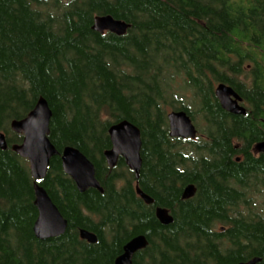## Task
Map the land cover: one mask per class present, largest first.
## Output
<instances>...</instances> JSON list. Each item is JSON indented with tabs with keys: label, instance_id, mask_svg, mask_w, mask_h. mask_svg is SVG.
Listing matches in <instances>:
<instances>
[{
	"label": "trees",
	"instance_id": "trees-1",
	"mask_svg": "<svg viewBox=\"0 0 264 264\" xmlns=\"http://www.w3.org/2000/svg\"><path fill=\"white\" fill-rule=\"evenodd\" d=\"M98 15L132 27L122 37L98 34ZM220 83L242 97L245 116L223 110ZM40 97L53 111L51 142L60 153L79 149L104 190L81 194L54 158L38 183L69 226L48 241L33 230L29 162L12 150L24 139L12 121ZM171 111L198 126L199 115L206 138H171ZM124 120L140 129L138 184L153 205L137 194L124 159L107 165L109 129ZM0 132L8 142L0 150V264H115L138 235L149 245L133 264H264V154L251 153L264 140V0H0ZM189 184L197 194L183 200ZM157 207L170 212L171 226L159 223ZM81 230L98 242L82 240Z\"/></svg>",
	"mask_w": 264,
	"mask_h": 264
},
{
	"label": "water",
	"instance_id": "water-1",
	"mask_svg": "<svg viewBox=\"0 0 264 264\" xmlns=\"http://www.w3.org/2000/svg\"><path fill=\"white\" fill-rule=\"evenodd\" d=\"M132 25L126 21L114 18L112 15H98L94 19L92 30L98 34L111 33L118 37L125 36ZM216 96L223 110L234 116H245L246 108L242 106V97L230 86L220 83L215 89ZM53 111L46 98H38L34 109L21 120H14L11 129L24 136L23 142L14 145L12 150L21 158L28 160L30 172L35 180V206L38 218L34 224V234L40 241H48L63 236L69 226L68 221L55 205L46 189L38 182L47 177L52 160L61 158L62 167L67 176L76 184L78 191L85 194L94 189L104 193L97 177L94 164L77 148L66 147L62 153L50 140ZM170 137L173 139L196 140L198 130L191 117L185 111H171L167 115ZM112 148L104 153L109 168H116L120 158L124 159L126 166L134 173L137 194L147 205H153L154 199L143 192L138 184L143 166L141 156L142 138L140 129L133 123L124 120L112 125L109 129ZM8 142L4 132H0V150L6 151ZM255 153L264 154V141L255 145ZM197 194V187L189 184L182 192L183 200H190ZM156 217L164 227L174 223L170 212L163 207L156 208ZM80 237L89 244H96L98 238L95 234L81 230ZM149 241L145 235H138L131 239L123 248V253L117 257L115 264H133L135 255L146 249ZM260 258H254L238 264H259Z\"/></svg>",
	"mask_w": 264,
	"mask_h": 264
},
{
	"label": "rangeland",
	"instance_id": "rangeland-1",
	"mask_svg": "<svg viewBox=\"0 0 264 264\" xmlns=\"http://www.w3.org/2000/svg\"><path fill=\"white\" fill-rule=\"evenodd\" d=\"M191 100V99H190ZM191 103V102H190ZM190 107L192 108V110L194 111V112H197V108L194 106V105H190ZM197 117V119L199 120V122H198V124H199V126H198V128H199V131H200V138L199 139H197V141H199L200 139H204L205 138V136H206V124H205V122H204V120H202L200 117H199V115H197L196 116ZM188 150H192V149H188Z\"/></svg>",
	"mask_w": 264,
	"mask_h": 264
},
{
	"label": "flooded vegetation",
	"instance_id": "flooded-vegetation-1",
	"mask_svg": "<svg viewBox=\"0 0 264 264\" xmlns=\"http://www.w3.org/2000/svg\"><path fill=\"white\" fill-rule=\"evenodd\" d=\"M216 87H217V85H215V89H216ZM234 116V115H233ZM237 117H239V116H237ZM194 125L196 126V128H197V130H198V136H197V138H196V140H188V141H195V142H197V139H199L200 138V131H199V128H198V125H196L195 123H194ZM205 138H206V136H205ZM204 138V139H205ZM264 141V140H263ZM263 141H261V142H263ZM260 143V142H259ZM238 144V143H237ZM258 144V143H257ZM242 144L241 143H239L238 145H236L235 146V149H238L240 146H241ZM255 145H256V143H255ZM255 145L252 147V149H251V153L253 154V155H255V156H259V155H261V154H256L255 153V150H254V148H255ZM238 160H240L239 158H238Z\"/></svg>",
	"mask_w": 264,
	"mask_h": 264
}]
</instances>
